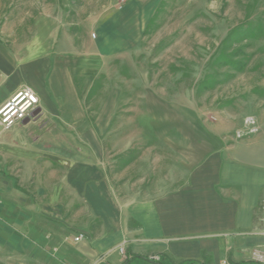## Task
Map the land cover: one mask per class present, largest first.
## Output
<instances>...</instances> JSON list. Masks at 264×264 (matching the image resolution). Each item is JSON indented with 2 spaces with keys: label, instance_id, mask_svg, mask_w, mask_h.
I'll list each match as a JSON object with an SVG mask.
<instances>
[{
  "label": "rangeland",
  "instance_id": "1",
  "mask_svg": "<svg viewBox=\"0 0 264 264\" xmlns=\"http://www.w3.org/2000/svg\"><path fill=\"white\" fill-rule=\"evenodd\" d=\"M114 12L115 40L98 43L92 33ZM51 36L76 73L66 106L43 107L58 113L52 120L0 127L9 208L20 194L88 221L97 191L154 198L186 181L190 156L254 134L239 135L248 118L264 127V0H0V91ZM77 197L86 199L82 217L72 211ZM11 219L0 212V226ZM0 230V264H12L3 247L12 232Z\"/></svg>",
  "mask_w": 264,
  "mask_h": 264
},
{
  "label": "crops",
  "instance_id": "2",
  "mask_svg": "<svg viewBox=\"0 0 264 264\" xmlns=\"http://www.w3.org/2000/svg\"><path fill=\"white\" fill-rule=\"evenodd\" d=\"M117 18L114 12L97 29L98 43L115 40ZM55 45L51 36L44 51L35 46L18 61L14 79L0 91L5 97L26 83L38 95L37 113L32 120L20 123L24 128L58 115L45 111L44 106L62 108L67 104L69 81L76 69H69L68 54L56 50ZM0 56L6 59L7 54ZM41 56L44 62L37 60ZM31 62L34 64H28ZM191 158L186 181L154 198L120 202L110 193L92 194L87 203L92 218L98 220L93 226L92 218L71 219L72 212L63 213L59 207H55L56 215H51L50 205L38 208L27 196L16 194L12 208L1 199L0 212L13 223L12 228L0 226L12 232V242L3 245L15 254L8 262L155 264L152 256L174 264L188 259L200 264L251 262V250L264 245V127L241 139L212 144L198 158ZM84 200L77 197L80 203L72 210L78 217L85 213ZM77 235L80 239L75 240ZM122 243L124 255L117 251Z\"/></svg>",
  "mask_w": 264,
  "mask_h": 264
},
{
  "label": "built area",
  "instance_id": "3",
  "mask_svg": "<svg viewBox=\"0 0 264 264\" xmlns=\"http://www.w3.org/2000/svg\"><path fill=\"white\" fill-rule=\"evenodd\" d=\"M94 35L92 33V36ZM38 105L39 97L34 89L28 85L21 86L0 105V127L6 130L25 120L32 119L37 113ZM245 127L246 130L239 132V135L258 131V126L252 118L245 121ZM80 236L77 235L75 240L80 239ZM117 250L123 254V244L119 245ZM250 255L252 261L264 264V245L253 248Z\"/></svg>",
  "mask_w": 264,
  "mask_h": 264
},
{
  "label": "trees",
  "instance_id": "4",
  "mask_svg": "<svg viewBox=\"0 0 264 264\" xmlns=\"http://www.w3.org/2000/svg\"><path fill=\"white\" fill-rule=\"evenodd\" d=\"M137 256H138V255H131L130 258H135V257H137ZM130 258H129V259H130ZM154 262H155L156 264H170V263L164 261V259H163V260H154ZM170 262H171V261H170ZM172 263H173V262H172ZM177 264H198V261H197V260H193V259H188V260H183V261H181V262H179V263H177ZM237 264H260V263L255 262V261H251V262H240V263H237Z\"/></svg>",
  "mask_w": 264,
  "mask_h": 264
}]
</instances>
